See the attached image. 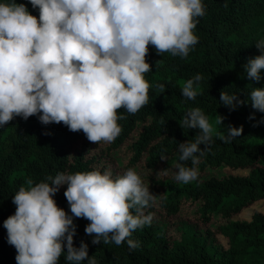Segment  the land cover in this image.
Returning a JSON list of instances; mask_svg holds the SVG:
<instances>
[{
  "label": "clouds",
  "instance_id": "clouds-1",
  "mask_svg": "<svg viewBox=\"0 0 264 264\" xmlns=\"http://www.w3.org/2000/svg\"><path fill=\"white\" fill-rule=\"evenodd\" d=\"M28 2L39 10L38 17L25 3L0 0V127L15 117L27 120L36 115L42 124L62 123L72 132L82 131L94 144L112 143L121 134L118 121L125 117L118 110L134 115L148 104L149 46L159 55L186 58L198 43L193 30L205 14L202 0ZM256 47L261 54L243 67L247 78L258 82L264 69V37ZM202 79L197 74L183 82L181 95L195 100ZM157 88L165 90L164 84ZM249 99L254 109L264 112V88L254 87ZM220 102L230 110L245 103L223 90ZM223 120L220 116L217 123ZM180 126L199 129L194 141L178 145L174 179L183 184L198 179L196 165L213 135L230 143L243 132L242 126L232 125L226 135L217 131L199 107L188 109ZM48 179L51 183L33 184L28 179L27 187L21 186L12 197L15 212L3 226L8 244L16 249V264H58L65 241L68 262L97 264L88 255L87 243L74 246V218L89 221L85 233L93 237V244L120 246L127 241L129 250L140 246L130 237L151 225L153 215L145 209L155 206L157 198L135 169L115 178L110 172L91 170L59 172ZM63 185L71 215L54 199Z\"/></svg>",
  "mask_w": 264,
  "mask_h": 264
},
{
  "label": "trees",
  "instance_id": "trees-1",
  "mask_svg": "<svg viewBox=\"0 0 264 264\" xmlns=\"http://www.w3.org/2000/svg\"><path fill=\"white\" fill-rule=\"evenodd\" d=\"M16 2L39 16L28 0ZM202 2L205 14L193 30L198 43L186 58L159 55L149 46L148 104L134 115L118 110L125 118L118 121L122 131L114 142L91 143L82 131L72 132L62 123L42 124L36 115L27 120L15 117L0 127V264H16V249L7 242L3 221L14 214L12 197L21 186L27 187L28 179L33 184L51 183L48 178L59 172L91 170L107 171L115 178L126 169L117 173L111 164L124 159L125 153H129L127 169H135L157 198L155 206L145 209L153 215L151 225L136 229L130 237L140 246L129 250L127 241L120 246L93 244V237L85 233L89 221L74 218L75 247L87 243L88 255L97 264H264V210L240 218L257 201L264 203V122L256 124L264 121V112L254 109L249 99L254 87L264 88V69L257 82L247 78L243 67L261 54L256 42L264 37V0ZM197 74L203 78L201 94L188 100L181 95L182 83ZM158 84H164V92ZM222 90L245 103L230 110L220 102ZM194 107L217 131L226 135L232 125L242 126L243 132L230 143L213 135L196 165L198 179L183 184L174 179L180 162L178 145L194 141L199 129L182 128L180 123ZM220 116L223 124L217 123ZM184 163L192 166L191 161ZM66 187L61 186L54 199L71 215ZM65 257L66 241L58 264H71Z\"/></svg>",
  "mask_w": 264,
  "mask_h": 264
},
{
  "label": "rangeland",
  "instance_id": "rangeland-1",
  "mask_svg": "<svg viewBox=\"0 0 264 264\" xmlns=\"http://www.w3.org/2000/svg\"><path fill=\"white\" fill-rule=\"evenodd\" d=\"M122 153V152H121ZM125 153V152H124ZM123 155H126L125 157H124V159H115V162H114V164L112 163L111 164V167H110V169L112 170V171H116L117 173H123V171L125 170V169H127V164H128V159H129V157H127L128 155H129V153H125V154H123ZM120 157V156H119ZM119 165L120 164V166H117V165ZM138 169H139V167H138ZM226 171H230V170H228V169H226ZM234 172H238V171H234ZM241 172V171H240ZM257 209H260V210H264V203L263 202H261V201H257L256 203H254L252 206H250V207H248V208H246L245 209V211L242 213V215L240 216V218H249L250 217V215L255 211V210H257Z\"/></svg>",
  "mask_w": 264,
  "mask_h": 264
}]
</instances>
